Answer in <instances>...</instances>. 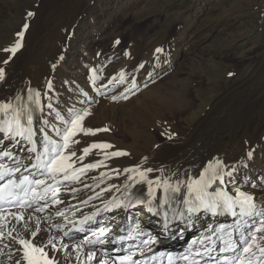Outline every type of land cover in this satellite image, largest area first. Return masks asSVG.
Masks as SVG:
<instances>
[{
  "label": "bare ground",
  "instance_id": "obj_1",
  "mask_svg": "<svg viewBox=\"0 0 264 264\" xmlns=\"http://www.w3.org/2000/svg\"><path fill=\"white\" fill-rule=\"evenodd\" d=\"M124 1L118 0L115 6ZM52 9H48L46 3H42V7L36 9L37 11L33 8L31 11H35L34 16L25 15L27 17V21H25L28 25L27 30L24 28L25 23L17 29V35L24 32V45L15 57L11 58L9 64L0 63V67L6 69L4 81H0V101L10 100L15 104L14 98L20 96L23 98L22 102L27 103L29 89L33 90V94L35 91H40L45 117L61 129L63 125L54 119L57 112L65 116L70 112H82L84 109H89V101L96 102L97 104L92 112L95 118H92V121L104 128L110 127L114 133L111 136L100 133L75 138L80 140V143L73 145V149L77 150L79 155L83 147L93 142H103L114 146L112 149L104 151L120 150L129 153V155L105 159L104 152L99 149L93 150L89 156L85 157L84 163L104 161L107 167L101 166L95 170L87 171L81 177L79 183H69L67 187L63 186L66 192L87 189L89 192H82L76 197H74L75 193H71L69 196L62 197L64 203L57 205L55 208L50 207L43 215L42 213H36L35 215L41 217L51 215L52 217L56 208H59L66 212L68 221H78L83 218V215H91L99 210V215L95 216L90 223H98L103 227L110 228L112 239L115 232H118L119 224L124 223L127 219L128 225L140 223L141 228L146 227L152 230V237L154 235L158 237H160L159 235L165 236L168 241L170 239L178 246L185 239V235L180 237V233L183 231L187 233V228L190 226L195 231L191 238L197 239L202 234V232L198 234L199 231L206 230L211 225H213V228L217 227V221L205 214H192L189 216L185 210V205L180 200L173 201L171 206L168 207L170 209L168 217L162 216L160 210L158 215H153L147 204L140 205L135 209L139 214L138 218H135L133 211L129 212L128 209L125 210L124 208L105 211V202L113 200V198L121 201L132 199L134 202L135 198L130 196L129 192H134L136 197L141 199L147 197V186L144 184H137L135 188L125 191L124 185L130 182L126 180L123 172L117 176L114 171L117 168L134 167L138 164H142L145 169L151 167L157 170L150 174V178L171 177V181L175 183L177 177L184 180L187 176H195L209 161L220 159L227 165L225 171H232L233 166L236 171L233 172L232 183L224 185L217 183L214 188L228 190L231 194L234 183L242 190L252 192L258 197H264V193L260 192L258 188L251 187L252 184L258 183L259 185L264 182V46L261 53L256 52L257 56L254 55L249 58V62L253 64V67L248 68L245 66L244 69H240V73L246 71L247 74L242 79H238L239 82L235 83L229 91L210 104L209 112H203L205 113L204 118L197 117L192 125L193 130L180 131L176 119L175 121L156 114H149V111L153 108L156 109L157 105L148 98L152 96L153 91L157 88L155 86L152 89L148 84V79L153 78L155 80V77L158 78L162 75L166 67L168 66V70L173 63V60H171L169 65L168 63L165 65L163 60L167 58L161 60L158 57L159 55H156L157 49L161 50L159 44L153 45L145 56H141L140 60L138 59V63L134 61L135 56H132L125 68L108 74L107 71L105 72V68L115 58L112 57L102 61L96 55L91 54L94 39H98L101 35L97 28L98 24L89 23L84 18L81 21H74V17L73 20L69 17L62 19L57 16L58 12H56L55 7ZM44 11L48 15L50 14L47 21H41ZM12 13L2 14L5 18L10 19ZM243 28L244 26L240 27L239 31H243ZM262 28L264 29V21H262ZM143 51L142 54L144 55ZM6 56H10V54L4 51L0 52V61ZM54 65L55 67H53ZM134 68L135 71H133ZM121 72L125 74L123 83H120L119 73ZM134 72L136 74L131 75ZM93 74H95V80ZM230 74L233 76L236 72L231 70L228 72L229 76H231ZM113 77L116 79L113 80ZM49 82L52 84L51 91L47 87ZM160 88L162 89V87ZM113 97H116V99L114 100ZM49 104L53 106L51 111L47 107ZM35 115L39 117L41 114L36 112ZM137 116L142 117L141 120L144 121L146 133H150L152 130L161 133L159 136L154 135L152 137L158 146L153 147L148 153H134L121 147L116 142L107 140L109 137H114L118 143L122 142L121 145L128 143L126 139L116 138V127H120L119 122L125 126V123L130 122L136 130L138 126H136L138 123ZM86 119L91 121L90 118L86 117ZM52 135L55 138V133H52ZM26 146L25 144L24 147ZM12 150L19 156L26 154L21 152L20 146L19 148L15 146ZM249 151L252 152L251 158L248 156ZM80 166L77 164V167ZM161 169L163 170L162 173L159 171ZM96 185L99 186L96 187ZM109 188H111V191L106 190ZM98 193L101 195L97 198ZM161 196L162 193L158 192L157 198L159 199ZM70 197H73V199ZM90 197L95 198L91 201ZM84 201H87V203H84ZM257 203L259 207V200ZM72 204L81 207V214L73 215L74 212L69 207ZM179 212H184V217H179ZM227 222L233 224L234 220L226 218L225 223ZM50 223L53 225L57 223L67 224L64 218L55 221L51 219ZM147 224L160 225L159 227L162 230L159 232L152 226L147 227ZM71 225L70 227H72ZM43 226L47 227L46 224ZM86 226L85 231L81 232V240H78V238L73 240L72 237L64 238L62 232L57 235L55 227L51 228L52 234L69 245L66 251L50 252V255L58 259L59 264H78L75 259L76 254L72 251L71 246L84 239H92L94 227L89 224ZM4 242L7 243L8 241L5 240ZM57 247H60L59 243H57ZM0 248H2V244H0ZM10 250H3L4 255H0V264H12L7 255ZM84 250H88L87 245ZM96 256L97 260L111 257L100 251H96ZM83 259L82 256L81 262ZM92 264H96V261H93Z\"/></svg>",
  "mask_w": 264,
  "mask_h": 264
},
{
  "label": "snow or ice",
  "instance_id": "obj_2",
  "mask_svg": "<svg viewBox=\"0 0 264 264\" xmlns=\"http://www.w3.org/2000/svg\"><path fill=\"white\" fill-rule=\"evenodd\" d=\"M32 15V12L28 13L29 17ZM24 28L27 30L28 25L25 24ZM18 35L19 40L14 46L3 49L10 56H6L0 63L9 64L11 58L15 57L22 47L24 32ZM93 75L95 80V74ZM5 76L6 69L0 67V81H4ZM119 77L120 83H123L125 74L121 72ZM47 87L51 91V82ZM28 92L27 103H23L20 96L14 98L15 104L10 100L0 101V244H2L0 255H4V249H11L7 255L12 264H59L58 259L50 255V252L66 251L69 245L52 234L51 228L55 227L57 232L68 236L69 233L65 231L66 224L53 225L50 223L51 215L41 217L35 214L44 213L50 207L55 208L64 203L60 194L66 182L79 183L87 171L101 166L107 167L104 161L84 163L85 157L93 150L99 149L104 152L105 159L127 156L129 153L120 150L107 152L104 150L112 149L114 146L109 143L93 142L83 147L78 155L77 150L73 149V145L80 143V140L75 139L77 136L96 135L108 129L85 128L84 120L90 115L88 110L70 112L66 116L57 112L54 119L63 125L61 129L45 117L41 92L35 91L33 94L32 89ZM47 107L51 111L53 106L49 104ZM36 112L41 115L37 117ZM52 133H55V138ZM16 145H19L21 152L26 154L19 156L13 151L12 148ZM248 156L251 158V151L248 152ZM77 164L81 166L77 167ZM226 168L227 165L222 160L215 159L209 161L195 176H187L184 180L177 177L175 183L171 181V177L150 178V174L157 170L151 167L145 169L142 164L114 169L117 176L123 172L126 180L130 182L124 185L125 191L135 188L137 184H144L147 186V197L141 199L136 197L134 192H129V195L135 198L134 202L132 199L121 201L113 198L105 202L104 210L111 211L117 208L127 210L129 207L147 204L149 211L153 215H158L159 210L170 207L175 200H180L189 216L200 212L208 213L212 217L228 215L234 223L220 224L216 228L209 226L204 235L192 242L193 245L197 243L203 245V251L189 252V255L201 257L206 255L214 264H264V197L242 190L234 183L231 194L225 189H214L213 185L217 183L224 185L233 182V172L236 169L233 166L232 171H225ZM159 171L163 172L162 169ZM251 187L258 188L264 193V182L259 185L252 184ZM106 190L111 191V188ZM158 192L162 193L159 199ZM99 195L101 194L98 193L97 198ZM97 215L99 210L91 215H83L82 219L71 223L78 225L75 231L83 232L85 225L92 222ZM184 215V212L178 213L179 217ZM55 216L64 218L66 223L69 222L66 212L62 209L56 208ZM45 224L47 227L43 226ZM109 232L110 228L100 227L98 231H92L95 239L87 238L71 246L78 264H92L93 261H96V264H139L134 259L136 253L130 249H124L126 255H114L97 260L96 251L91 246L116 242L106 239ZM142 232L140 223H136L127 236L119 237V242L134 241ZM5 240L8 242L5 243ZM57 243L60 247H57ZM143 243L147 245L150 241L144 240ZM151 243L155 241L152 240ZM86 245L89 246L87 251L84 250ZM213 253L217 255H212ZM189 255H184L182 259L189 260ZM82 256L84 259L81 262ZM171 260L172 257H169L170 264ZM191 264H200V261L193 260Z\"/></svg>",
  "mask_w": 264,
  "mask_h": 264
},
{
  "label": "rangeland",
  "instance_id": "obj_3",
  "mask_svg": "<svg viewBox=\"0 0 264 264\" xmlns=\"http://www.w3.org/2000/svg\"><path fill=\"white\" fill-rule=\"evenodd\" d=\"M117 2L118 0H0V52L14 46L17 29L26 24L25 15L32 12L34 16L35 11L31 10L41 8L42 3H46L48 9L55 7L59 18L69 17L73 20L74 17V21L84 18L89 23L98 24L101 35L94 39L91 54L102 61L115 58L105 68L108 74L125 68L132 56H135L134 61L138 63V59L145 56L153 45L159 44L162 52L159 51L156 55L161 60L167 58L163 60L165 65H169L171 60L173 63L155 80L148 79L151 88H157L148 98L157 105L156 109L153 108L148 113L176 119L177 127L182 131L193 130L192 125L197 117L204 118L203 112H209L210 104L247 74L246 71L240 72L245 66L253 67L249 58L257 56L256 52L261 53L264 46V0H125L115 6ZM8 12H13L10 19L2 14ZM64 14L66 15L63 16ZM49 15L44 11L41 21L49 20ZM242 26L243 31H239ZM231 70L236 74L229 76L228 72ZM135 74L136 72L131 75ZM96 104L93 101L88 103L90 115L87 118L91 121L85 118V128L104 129L92 121L95 118L92 112ZM137 118L138 131L130 122L125 123L127 127L120 122V127H116V138L126 139L128 143L121 145L122 142L118 143L114 137L107 140L134 153H148L153 147H157L152 137L161 135L160 131L146 133L142 117ZM106 128L108 131L97 134L111 136L114 133L110 127ZM81 136L83 134L76 138ZM82 192L89 190L67 192L63 197L71 193H75L76 197ZM69 207L74 212L73 215L81 214V207L75 204ZM133 212L135 218H138L139 214ZM56 219L60 218L54 214L52 221ZM71 224L73 223L69 221L66 225ZM134 224L131 223V226ZM146 226H152L159 232L162 230L157 224ZM56 234L60 235L61 232L56 231ZM75 238L81 240V237H72L73 240ZM93 249L99 251L96 247Z\"/></svg>",
  "mask_w": 264,
  "mask_h": 264
}]
</instances>
